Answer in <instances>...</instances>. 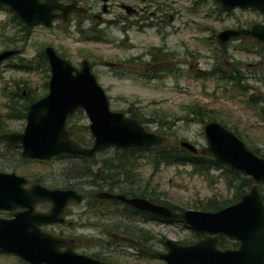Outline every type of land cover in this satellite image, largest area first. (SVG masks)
<instances>
[{
  "label": "rangeland",
  "instance_id": "374dc122",
  "mask_svg": "<svg viewBox=\"0 0 264 264\" xmlns=\"http://www.w3.org/2000/svg\"><path fill=\"white\" fill-rule=\"evenodd\" d=\"M119 4L142 10L140 18L133 19ZM109 6L107 13H101L100 5L96 7L94 13L101 16L100 24L91 20L84 21L81 28L74 23L46 29L37 27L25 36L24 43L21 42L24 33L17 32L18 25L10 20L12 14L0 9V53L12 47L21 50L19 56L0 62V122L7 129L21 131L25 123L5 119L8 98L12 97V101L19 104L29 93L43 94L46 92L43 83L48 78V72L45 78L32 64L27 71L12 66L32 62L41 48L48 45L75 67L86 60L107 98L109 109L129 118L133 116L146 130L163 136L167 146H177L180 141L197 149L204 145L202 125L207 121L200 122L191 113L196 106L244 139V133L253 134L257 144L264 146V125L255 119L253 109L246 103L250 96L264 95V87L247 90L244 82L233 86L213 73L219 70L231 76L233 70L239 68L245 72L249 69L247 65L256 61L243 54L244 48L251 49L250 45L227 42L220 47L214 39L217 32L231 28L237 21L258 20L255 15L238 11L226 15L210 0H110ZM169 15L173 16L172 22L168 20ZM159 18L165 20L164 28L160 27ZM150 57H155L153 64L165 71L156 74L143 71V62ZM137 58L141 61H136ZM258 108H262L261 105ZM87 124L80 111L66 127L71 129L75 139L87 140L85 145H89ZM103 152L96 158L109 155ZM62 165L58 160L49 163V181L66 178L63 176L66 167ZM46 167L37 163L20 166L18 156L12 152L0 158V169L16 175H42ZM189 170L188 166H162L152 171L150 165L142 161L132 187L137 190L148 186L159 200L181 210H193L198 203L209 199L223 202L231 197L225 182L218 178L219 171H211L203 178L190 175ZM79 181L76 186H84L81 189L88 192L85 200L70 207L63 227L50 231L61 232L72 239L75 251L80 254L106 258L116 264H163L156 258L144 257L148 256V246L136 244L141 233L135 229L141 227L154 237L151 243L157 253L163 252L158 239L182 241L190 235L182 230L185 226L181 223L127 221L118 213L112 215L114 211L95 216L86 207L93 195L92 180L81 181L84 184ZM118 210L122 211L117 209L116 212ZM118 227H127V232L117 231ZM0 264L24 263L14 255L1 253Z\"/></svg>",
  "mask_w": 264,
  "mask_h": 264
},
{
  "label": "water",
  "instance_id": "95a60500",
  "mask_svg": "<svg viewBox=\"0 0 264 264\" xmlns=\"http://www.w3.org/2000/svg\"><path fill=\"white\" fill-rule=\"evenodd\" d=\"M222 12L234 9L251 10L262 17V23L247 29H223L214 39L218 45L230 40H253L264 46V0H210ZM58 0H0L23 26L48 28L54 19L66 20L73 12H82L73 0L61 6ZM127 14L129 6L122 5ZM57 12V14H55ZM48 67L47 93L32 102L24 116L20 132L0 134V144L19 148L20 155L29 159L50 160L59 155L84 158L95 157L107 149L160 148L164 137L146 130L137 120L111 111L102 88L96 83L88 62L81 60L74 67L46 45L42 49ZM14 51L0 53V62L13 56ZM77 111L86 118L91 138L88 146L73 140L66 121ZM204 145L196 148L180 141L178 146L189 153L208 157L251 181L247 192L231 205L210 212L172 211L162 205L135 196L97 192L96 197L117 201L137 212L152 217L178 221L200 240L180 245L163 239L165 251L156 253L163 264H264V206L258 186H264V159L251 152L233 133L215 121L202 125ZM21 177L13 173H0V208L12 209L28 200H49V214L38 215L39 224H61L68 203L80 202L81 196L73 190H44L31 187L23 193ZM19 202V203H18ZM224 234L238 242L235 250L219 251L208 235ZM64 248L63 251L59 250ZM0 250L18 256L27 264H107L73 250V241L45 235L35 226L23 224L20 219L0 220Z\"/></svg>",
  "mask_w": 264,
  "mask_h": 264
},
{
  "label": "flooded vegetation",
  "instance_id": "af4514ba",
  "mask_svg": "<svg viewBox=\"0 0 264 264\" xmlns=\"http://www.w3.org/2000/svg\"><path fill=\"white\" fill-rule=\"evenodd\" d=\"M88 1H90V2L87 3L85 0H73V2H74L73 4L75 5V7L80 8L82 10V12H73V13L69 14L65 21L62 20V19H60V18L54 19L51 22V24H50V26L48 28L58 27L59 25H61V26L64 27V26H68L70 23H74L76 27H80L81 28V26L84 23V21L91 22V20H94L95 22H97L96 24H98V23L100 24V22H101V16L94 13V12H96V7L98 5H100V11H101V13H107V11L110 9V6H109L110 5V0H88ZM57 3L59 5H61V6H67V5H70L71 4V0H58ZM122 5L123 4H119L118 6L120 7V9H122L126 13V11L122 8ZM0 9L6 11L7 13L9 12V13L12 14V16H14L13 13L10 10H8L6 7L0 6ZM130 9H131V11L129 12V14L126 13L127 15L132 16L133 19L140 18L138 15L140 14V12L142 10H138L136 7H130ZM235 11H238L239 13L250 12L253 15H255L258 18V20H254V21H250V20H240V21H237L236 24L233 25L231 28H227V29H238V28L247 29V28L251 27L254 24L262 23V17L257 12H254V11H251V10L234 9V10H232L230 12H226L227 13L226 15H231ZM55 14H57V12H55ZM164 17H165V15L162 16V19ZM16 20L19 23V24H16V25H18L17 32H19L21 34L24 33L23 34L24 37L22 38L23 40L21 39V42L22 43H24L26 41L25 40L26 39L25 36L28 35V33L31 31V29H34V28H37V27L43 28L41 26H36V27H33V28H27V27L23 26V24L21 22H19L17 18H16ZM158 20H159L158 23L159 24H162L160 27L163 26L162 28H164L166 26L165 20L160 21V18ZM168 20H169V22H172L173 16L172 15H169L168 16ZM21 26L24 27V29ZM229 42H236V44H246V45H250V48L251 49L249 50V49H245L244 48L243 49L244 50V53L243 54H245L246 56H251L256 61H251V63H249L247 65L249 69H247L245 72H244L243 69H239L238 68L239 70L238 69L233 70V74L231 76H228V73H226V74L222 73L223 76H224L225 82H228L231 85H234L236 83L235 80L237 81V85H239L241 82H244L247 90L249 89V90H252V91L258 90L261 86L263 88L264 87V46L263 45H260V44H256L253 40H250V39H246V40H241V39L234 40V39H232ZM44 46H46V45H44ZM43 47L41 48V51H40L41 54H42V56H43V53H42ZM8 50L14 51L15 54L13 56H15V57L16 56H19V53L21 51L20 49H16V47H12V48H8V49L6 48L4 51H8ZM13 56H11V57H13ZM59 57H61V56L59 55ZM43 58H44V56H43ZM62 59H64V58H62ZM155 60H156L155 57H150V60L149 61H144L143 62V65L144 66H143L142 70L143 71H148V74H156L157 71L164 70L163 67H160V65L155 66L153 64ZM136 61H141V60H139V58H137ZM237 64L240 65L239 62ZM46 65H47V63H46ZM89 68H90V66H89ZM47 80H48V78H47ZM247 82L248 83H252V84H248ZM44 89L46 90V92L43 93L40 97L44 96L47 93V81H46V85H45ZM255 97L250 96L246 103H247V105H250V107L253 109L255 119L261 121L263 123V125H264V95H259V96H255ZM258 105H261L262 108H258ZM13 120H15V121L16 120H24V118L23 119H13ZM11 132H20V131H11V130L7 129L3 125V123L0 122V134H7V133H11ZM244 134H245L244 135L245 139L242 138V137H240V136L237 137V138L251 152H253L258 157L264 159V146L263 147H260L257 144V139L254 137L253 134H251V133L250 134L244 133ZM246 141H248L249 143L246 142ZM85 146H88V145H85ZM9 152L15 153L18 156V159L20 161V166H25L28 163H37V164H40V165L48 166L45 169L46 170L45 173H43L42 175L41 174H35V175H16L13 172H4V171H2L0 169V173H7V174L8 173H13L16 176L21 177L23 179V181L20 182L21 188L18 190V193H23L24 191H27L31 187H38V188H41V189H44V190H48V191H49V189L73 190V191H75L77 194H79L81 196V201L80 202H71V203H68L65 206L64 212H63V215H62L63 222L61 224H51V225H49V223L39 224L40 222H39V219H38V215L49 214V210L51 208V204L49 203V200H35V201L28 200V201L25 202V204H23L22 202H20V203L18 202L19 204L15 205L12 209L0 208V220H11L13 218H17V219L19 218L20 221L23 224L35 226V228L39 232H41L42 234H45V235H48V236L51 235L53 237H58V238H63V239L64 238L65 239H70L68 237H65L61 232H59V233H52L50 231V229L51 228H54V227H63L64 226V223H65L66 215L68 214V210L70 209V207L73 206V205L80 204V203H82L85 200V197H86L85 195L88 192H86V190H84V189H81L84 186H82V187L76 186L74 188L73 187H66L65 186V183H67V180H65V179H56V180L49 181V162H52L58 156L55 157V158H52L50 160L49 159L48 160L29 159V158L22 157L20 155V149L19 148H8V147H6L5 144L1 143L0 144V158L5 153H9ZM62 167H64V165H62ZM63 176H65L64 172H63ZM81 181H84V180H80L79 181L80 184H84V182H81ZM90 188H91L90 191L91 190L93 191L92 192L93 195L91 196L90 203H87L86 204V207H87L88 210H91L90 207H91L92 203H96V202L97 203H100V202L108 203V204L113 205L114 208L115 207H118V206L124 205V204H121V203H119L117 201H110V200L102 199V198H99V197H96L95 196V194L97 192H107V193H110V194H113V195L120 194L117 191L114 190L111 193V192H108L105 188H102L101 190H98L97 187H96V184L90 185ZM248 188L242 194H244L245 192H247ZM257 190H258L259 196L261 198V202H262V204L264 206V186H258ZM242 194H240V196ZM133 197H135V196H133ZM239 197L236 200H234L232 203L228 204V205L234 204L239 199ZM85 203H86V201H85ZM228 205L222 206L219 209H222V208H224V207H226ZM219 209H217V210H219ZM111 212H113V211H111ZM117 213L118 212L114 211L111 214L112 215H114V214L117 215ZM116 215H114V216H116ZM119 216H122V215H119ZM146 219L147 220H143V219H139L138 218L137 219L138 220L137 222H142V223L149 222V221H155V222H157V220L155 219V217H149V218L146 217ZM126 220L127 221H130L127 218H126ZM120 227H118L119 230L117 228V231H120L121 232V231L125 230L127 232V227H125L124 229L123 228H120ZM182 230L188 231L190 235L185 240L175 241L177 244H180V245H190V244H193V243H195V242H197V241L200 240V237L196 233H194L192 230H190L189 228H187L186 226ZM136 231L139 232V233H141V235L140 234L139 235L142 236L143 239L146 238V237H148V235H149L147 233V231H145L141 227H137L136 228ZM208 237L214 241L215 248L217 250H219V251L235 250L238 247V242L237 241H235V240L227 237L224 234H217V235H213L212 234V235H208ZM130 240L133 241L132 239H130ZM154 240H152V241H154ZM162 241L163 240H161L160 244L163 247V252H164L165 249H164V246H163V242ZM138 243L141 244V246H144V245L145 246H150V245L153 246V244L150 242V240H146V239L144 240V243L145 244L141 243L140 241H137L136 242L137 245H138ZM74 247H75V244H74V241H73V250L75 251ZM59 250L63 251L64 248H60ZM1 253L10 254V253H6V252H3L2 250H0V254ZM10 255H13V254H10ZM14 256L16 257V259L19 262L21 261L24 264H27L24 261H22L18 256H16V255H14ZM87 256H89V255H87ZM89 257L94 258V259L99 260V261H102V262H105L107 264H111L108 261L104 260L106 258H98V257H92V256H89Z\"/></svg>",
  "mask_w": 264,
  "mask_h": 264
},
{
  "label": "trees",
  "instance_id": "16d2710c",
  "mask_svg": "<svg viewBox=\"0 0 264 264\" xmlns=\"http://www.w3.org/2000/svg\"><path fill=\"white\" fill-rule=\"evenodd\" d=\"M216 10H218L217 7ZM10 19L15 24H19L14 16H11ZM22 28L24 29V27ZM20 63L17 66L13 65L12 67L15 69H23L27 71L29 70L28 67H31L29 64H32L33 66H36V71L44 73L45 78H47L46 73L48 71V68L46 65V61L44 60L40 51L35 55L32 62H26V64ZM163 71H165V69ZM213 73L219 76L221 80H224V76L219 70H215L213 71ZM235 82L236 83L233 86L237 85L236 80ZM45 85L46 81L43 83V88L45 87ZM41 95L42 94L36 96L33 93H29L28 95L22 98V102L19 104H16L15 101H12V97H9L8 99L10 104L8 102V104L5 105L4 117L6 119H23L28 106L36 99H38ZM190 111L193 115L199 118L198 120L200 122H203L204 119H206L207 122L215 121V117H213L212 115H208L207 112H202V110L198 106L192 108ZM132 117L133 116H131L130 118ZM71 118L72 117L67 119L66 123H69ZM138 123L140 124L139 121ZM218 123L225 128L222 122ZM67 130L69 131L71 138L75 140L78 144L85 146V144L88 143V141L84 139H75L73 137L71 129L67 128ZM227 130L233 133L236 137H239L236 131H233L232 129ZM103 153H109V155L101 159H97L96 156L92 158H84L73 155H59L57 158H55L54 160L62 162L64 164V167H66L64 174L67 183H65V186L74 188L76 187V181L89 179L92 180V184H96L98 190L105 188L108 192L112 193V191L115 190L126 197L139 196L147 199L151 203L162 205L172 211L179 212L181 211L180 208L173 206L168 202L159 200L156 197L158 195L155 196L154 191L148 186H144L142 187V189L137 186V190L132 187L133 185H135L137 176L136 171L139 167H141V162L145 161L148 165H150L152 171H157L162 166H175L177 168L188 166V168L190 169V175H195L203 178L208 176L211 171H219L220 173H218V178H221L225 182V187L229 191H231V197L223 202H218L214 199H209L204 202L198 203L197 207L192 208L195 211L210 212L215 211L229 203H232L251 184V181L248 177L241 175L235 170H232L218 162H215L208 157L201 156L199 154L189 153L186 150L180 148L178 145L167 146L165 142L160 148L107 149ZM90 208L91 211H93V215L95 216L97 214L102 216V214H108V212L110 211H116L117 209H121L122 211L118 210V215H122L123 217L129 220H135L138 218L147 220L146 217H152L148 214L137 212L126 205L114 208V206L111 204L104 202H96L92 203ZM155 219L157 220V222H161L164 224H171L173 222L179 223L178 221L162 220L158 218ZM145 239L150 240L151 242L152 240H154V237L148 235V237L143 239V237L139 235V241L141 243L145 244ZM161 240L162 239H158L157 242L160 243ZM148 252V256L144 255V257H148L149 259L156 258L155 254L157 252L153 248V246H148ZM104 260L108 261L111 264H116L115 262H111L109 259Z\"/></svg>",
  "mask_w": 264,
  "mask_h": 264
}]
</instances>
